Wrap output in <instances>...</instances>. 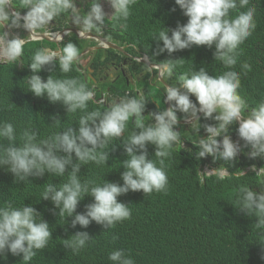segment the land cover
Wrapping results in <instances>:
<instances>
[{
	"label": "clouds",
	"instance_id": "9594fccd",
	"mask_svg": "<svg viewBox=\"0 0 264 264\" xmlns=\"http://www.w3.org/2000/svg\"><path fill=\"white\" fill-rule=\"evenodd\" d=\"M169 1L170 6H146L141 0H0V65L22 69L24 47L36 45L27 91L47 95L78 117L75 125L45 138L24 128L20 143L13 123L0 122V140L8 142L0 143V183L5 174L14 183L39 178L47 201L39 209L11 200L0 206V262L14 257L22 264H138L123 249L109 254L103 234L110 242V232H126L120 223L131 218L132 201L169 189L170 160L164 159L172 151L177 160L196 152L201 183L230 178L225 164L240 166L236 179L253 175L238 196L219 190L213 193L216 208L205 200L195 214L214 223L217 210L227 223L264 234V76L241 87L234 70L213 76L201 67L183 74L193 65L192 51L208 52L232 69L253 33L264 47V18L257 16L263 0ZM62 16L70 17L69 26L56 20ZM117 30L126 35L125 44L108 37ZM70 36L85 42L83 52L72 42L58 50L42 48L59 47ZM57 64L63 73L76 64L85 83L52 75L45 82L35 74ZM242 68L245 75L251 70L248 63ZM96 70H102L98 78ZM10 79L0 75L4 93L14 87ZM90 163L98 169H85ZM191 176L184 168L178 182ZM57 214L69 220V229L59 228ZM263 251L264 244L258 256L264 262Z\"/></svg>",
	"mask_w": 264,
	"mask_h": 264
},
{
	"label": "trees",
	"instance_id": "16d2710c",
	"mask_svg": "<svg viewBox=\"0 0 264 264\" xmlns=\"http://www.w3.org/2000/svg\"><path fill=\"white\" fill-rule=\"evenodd\" d=\"M141 3L146 6L168 3L170 6L169 0H141ZM257 16L264 18V0L257 11ZM56 20L65 23L66 27L69 26L70 17L68 16H62ZM118 31L107 35L119 44H125L126 35ZM68 42L74 43L80 52H83L86 46L85 42L80 41L75 36H70L59 47L45 43L42 48L58 50L59 48L62 49ZM35 46L24 47L22 56L24 66L22 69L17 64L0 65V75L11 74L9 86L14 85L12 90L5 93L4 88L0 90V100L4 102L2 105L0 104V122L13 123L17 131V143H20L19 134L24 128L32 127L38 132L40 138H45L48 132L54 134L59 132L58 128L63 130L65 127L75 125L78 121L76 115H69L61 109L63 106L60 105V102L51 103L47 95L37 97L31 91H27V73L30 76L34 74L29 64L31 57L38 50ZM241 47L243 54L232 69L225 68L220 61H215L208 52L192 51L193 65L183 74L199 70L201 67L213 76L234 70L241 74V87H243L252 78L264 76V47L260 43L258 32L253 33ZM244 63L251 66V70L247 71L246 75L242 68ZM49 67L45 66L43 70L35 74L40 75L45 82L52 75L54 79L77 78L85 83V79L76 64L69 73L61 72L58 64L53 71H49ZM99 71L102 70H96V75H94L96 78L99 77ZM4 96L7 98L6 101H4ZM5 103H10L12 107ZM57 120L59 121L56 123ZM196 140L198 139L194 135V141ZM0 143L7 145L8 142L0 140ZM195 154L196 152H187L177 160L179 154L172 151L164 159L170 160L165 162V168L169 173L167 176L170 177L169 189L167 188L166 192H159L158 195L140 197L139 200L132 201L131 218L120 223L127 225V231L122 232L118 229L110 232L112 240L110 242L105 241L108 235L103 234V237H106L102 239V243L105 248L110 249L109 254L114 250L123 249L138 264H264L262 258H258L262 254L264 234L257 237L258 232L253 233L243 224L231 220L230 223H227V218L221 216L217 210L214 223L201 214H195L197 208L205 200L210 199L216 208L213 193H218L219 190L223 195L238 196L240 187L247 186L249 182L253 181L254 176L251 175L249 181L236 179L234 174L238 172L240 166L225 164L222 167L231 172L230 178L224 182L215 180V178H207L205 183H201L202 178L198 172L200 166L197 165L201 160L197 159ZM234 161L237 163L238 159L236 158ZM84 167L87 170L98 169L93 163L84 165ZM184 168L192 176L179 183L178 175ZM5 175V180L0 183V206L10 200L17 207L25 204L39 209L47 204L46 200L41 199L43 191L39 178H31V182L25 184L24 182L14 183V178ZM181 189L183 192L180 191ZM56 213H58L57 210ZM41 215L43 218H48L47 212ZM57 217L59 228L69 229V220L59 217L58 214ZM194 217L197 218V221L194 220ZM101 235L97 232L98 237ZM114 236L118 237L115 239L119 241L117 244L112 243L115 241ZM186 241L192 246H185ZM0 264H22V260L7 257ZM105 264H112V262L107 259Z\"/></svg>",
	"mask_w": 264,
	"mask_h": 264
},
{
	"label": "rangeland",
	"instance_id": "374dc122",
	"mask_svg": "<svg viewBox=\"0 0 264 264\" xmlns=\"http://www.w3.org/2000/svg\"><path fill=\"white\" fill-rule=\"evenodd\" d=\"M151 90H153V88H151ZM162 98H159V100H161Z\"/></svg>",
	"mask_w": 264,
	"mask_h": 264
},
{
	"label": "bare ground",
	"instance_id": "6f19581e",
	"mask_svg": "<svg viewBox=\"0 0 264 264\" xmlns=\"http://www.w3.org/2000/svg\"><path fill=\"white\" fill-rule=\"evenodd\" d=\"M38 36H36V38H37ZM48 37V36H47ZM48 38H50V37H48Z\"/></svg>",
	"mask_w": 264,
	"mask_h": 264
},
{
	"label": "water",
	"instance_id": "95a60500",
	"mask_svg": "<svg viewBox=\"0 0 264 264\" xmlns=\"http://www.w3.org/2000/svg\"><path fill=\"white\" fill-rule=\"evenodd\" d=\"M70 32H72L71 30H69Z\"/></svg>",
	"mask_w": 264,
	"mask_h": 264
}]
</instances>
